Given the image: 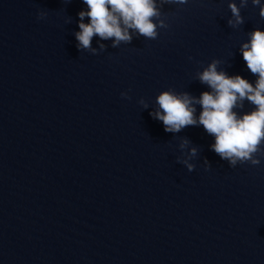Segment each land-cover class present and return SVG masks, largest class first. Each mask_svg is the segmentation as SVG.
I'll return each instance as SVG.
<instances>
[{
	"label": "clouds",
	"instance_id": "obj_1",
	"mask_svg": "<svg viewBox=\"0 0 264 264\" xmlns=\"http://www.w3.org/2000/svg\"><path fill=\"white\" fill-rule=\"evenodd\" d=\"M87 5V11L78 13L79 31L75 33L77 48L90 50L94 36L101 40L113 41L112 46L121 43L129 44L133 33L138 37L155 40L158 29L167 28L168 24L161 19V8L164 4L184 5L188 0H82ZM254 7L259 8V15L264 18V5L261 0H251ZM248 0H240V6L229 3V9L234 19H229L232 28H238L244 23L241 8L247 6ZM46 13L40 11L37 19H42ZM85 17L88 23L84 22ZM70 22V20L68 21ZM249 41L241 45V53L247 69L257 77L255 86L240 75L229 76L224 71H217L219 60L213 59L208 67L198 72L197 78L206 84L211 91H204L199 98L187 92L175 93L163 91L156 98L159 109L155 111V119L161 121L165 132L178 133L183 128L199 123L205 131L214 136L212 150L223 160H228L230 166L237 163L259 165L257 154L264 155V30L254 29L249 34ZM101 49L104 45H100ZM127 97V93H121ZM247 100L254 106L250 112L238 115L237 109L243 108ZM143 103V101H141ZM199 104L201 112L194 115L195 105ZM146 106V105H145ZM196 154V149L191 150ZM187 163V162H185ZM189 171L193 165H187Z\"/></svg>",
	"mask_w": 264,
	"mask_h": 264
}]
</instances>
